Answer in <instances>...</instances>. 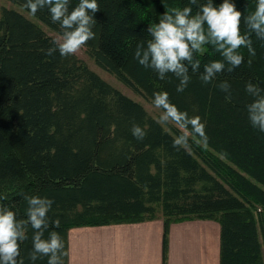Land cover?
Instances as JSON below:
<instances>
[{
  "label": "trees",
  "instance_id": "trees-1",
  "mask_svg": "<svg viewBox=\"0 0 264 264\" xmlns=\"http://www.w3.org/2000/svg\"><path fill=\"white\" fill-rule=\"evenodd\" d=\"M60 34L47 8L32 15L26 0H9ZM79 0H70V10ZM223 0H214L216 5ZM244 15L256 0H233ZM96 38L84 46L102 70L152 102L167 91L180 110L199 115L208 144L190 141V154L173 148L178 129L161 125L138 101L124 94L77 57L46 54L54 39L14 8H0V206L26 219L25 195L54 200L48 215L61 221L49 231L163 218L217 220L220 264H264V132L253 128L246 105L248 82L264 89V40L252 35L255 55L203 84L189 68L183 93L169 73L164 80L135 59L138 44L150 39L149 24L190 0H97ZM206 0H198V4ZM193 7V13L198 9ZM241 31H245L243 19ZM203 65L222 59L211 45L194 54ZM227 81L230 94L217 87ZM162 111V110H161ZM133 124L146 132L143 141ZM259 208V210L257 209ZM20 245L24 264H32V229ZM47 235V232L45 233ZM164 234V241H166ZM64 264H65V257ZM35 264H47V258Z\"/></svg>",
  "mask_w": 264,
  "mask_h": 264
},
{
  "label": "clouds",
  "instance_id": "clouds-1",
  "mask_svg": "<svg viewBox=\"0 0 264 264\" xmlns=\"http://www.w3.org/2000/svg\"><path fill=\"white\" fill-rule=\"evenodd\" d=\"M70 0H26L23 5L35 15L38 10L47 8L53 23L60 26L61 33L52 40V47L46 54L52 56L57 51L62 57L73 56L80 51L89 40L96 38L93 31L97 24L95 14L99 11L97 0H79L70 10ZM197 11L193 13V7ZM245 31H241V22ZM147 31L150 39L137 45L135 59L146 69L150 68L164 80L167 74H173L179 84L176 91L183 93L191 81L189 68L198 74L200 81L207 85L212 83L217 74L226 69L232 72L244 62L241 48L255 55L252 35L264 40V0H256L253 11L244 15L238 10L233 0H223L216 5L214 0L198 4V0H190V5L165 11L158 23L149 24ZM211 45L222 59H214L203 65L194 58V54L203 53L204 47ZM217 87L230 94L231 85L227 81L220 82ZM246 93L252 97L246 105L248 120L253 128L264 132V89L248 82ZM152 104L162 110L157 123L172 124L178 129L173 137L172 146L176 150L184 149L190 154L191 143L206 146L209 137L205 124L199 115H189L170 101L167 91H155ZM132 135L143 141L146 132L138 124H133ZM27 203L26 219H17L15 211L7 206H0V264H24L20 245L28 239L27 228L32 229V248L28 259L35 264L38 259L47 258V264H64L67 255L62 236L57 231H49V224L55 228L61 225L57 217L51 220L48 213L54 200L47 196L25 195ZM47 232V235L45 233Z\"/></svg>",
  "mask_w": 264,
  "mask_h": 264
},
{
  "label": "crops",
  "instance_id": "crops-1",
  "mask_svg": "<svg viewBox=\"0 0 264 264\" xmlns=\"http://www.w3.org/2000/svg\"><path fill=\"white\" fill-rule=\"evenodd\" d=\"M163 222L158 216L70 227L65 238V264H220L217 220L173 221L167 229Z\"/></svg>",
  "mask_w": 264,
  "mask_h": 264
},
{
  "label": "rangeland",
  "instance_id": "rangeland-1",
  "mask_svg": "<svg viewBox=\"0 0 264 264\" xmlns=\"http://www.w3.org/2000/svg\"><path fill=\"white\" fill-rule=\"evenodd\" d=\"M3 6L7 7V8H14V9L18 10L19 12L24 14L29 19H31L32 21L36 22L51 37L55 38V36L58 35V33H56L55 31L51 30L50 28H48L44 24L40 23L36 18L31 16L28 12H26L25 10H23L19 6L11 3L9 0H0V8L3 7ZM76 55H77L78 58L83 60L88 65L89 68H91L96 73H98L103 79H105L107 82L112 84L114 87H116L117 89L122 91L127 96H129L132 99H134V100L138 101L139 103H141L149 114H151L152 116H154V117L159 119L160 114H161V110L160 109L155 108L151 101L145 99L144 97H142L139 94L134 93L132 90H130L129 88L124 86L113 75H111L108 72H106V71L102 70L101 68H99L94 63L93 59L90 58L86 54L84 47H82L80 49V51L78 53H76ZM257 209L259 210V208H257Z\"/></svg>",
  "mask_w": 264,
  "mask_h": 264
}]
</instances>
